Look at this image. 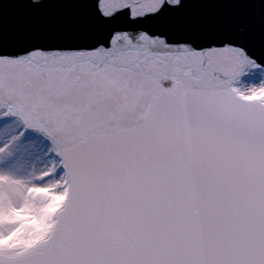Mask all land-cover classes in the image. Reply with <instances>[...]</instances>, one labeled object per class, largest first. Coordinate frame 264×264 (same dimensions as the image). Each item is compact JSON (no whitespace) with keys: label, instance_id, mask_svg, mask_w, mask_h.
I'll return each mask as SVG.
<instances>
[{"label":"snow or ice","instance_id":"1","mask_svg":"<svg viewBox=\"0 0 264 264\" xmlns=\"http://www.w3.org/2000/svg\"><path fill=\"white\" fill-rule=\"evenodd\" d=\"M0 264H264V0H0Z\"/></svg>","mask_w":264,"mask_h":264},{"label":"water","instance_id":"2","mask_svg":"<svg viewBox=\"0 0 264 264\" xmlns=\"http://www.w3.org/2000/svg\"><path fill=\"white\" fill-rule=\"evenodd\" d=\"M25 14H26V10L23 8L10 9L3 21L5 27H7L8 29L16 28L20 23H22Z\"/></svg>","mask_w":264,"mask_h":264}]
</instances>
